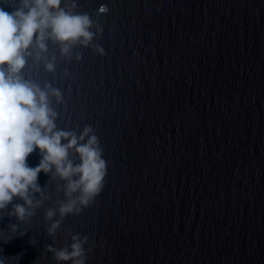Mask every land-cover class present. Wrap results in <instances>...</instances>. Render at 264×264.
I'll return each instance as SVG.
<instances>
[{
	"label": "water",
	"instance_id": "obj_1",
	"mask_svg": "<svg viewBox=\"0 0 264 264\" xmlns=\"http://www.w3.org/2000/svg\"><path fill=\"white\" fill-rule=\"evenodd\" d=\"M75 4L102 33L70 56L52 40L39 60L30 49L20 75L60 91L62 102L49 96L57 130L93 128L106 182L52 238L45 212L63 182L40 173L34 215L0 212V259L56 264L46 246L70 243L71 228L89 236L86 264H264V0Z\"/></svg>",
	"mask_w": 264,
	"mask_h": 264
},
{
	"label": "clouds",
	"instance_id": "obj_2",
	"mask_svg": "<svg viewBox=\"0 0 264 264\" xmlns=\"http://www.w3.org/2000/svg\"><path fill=\"white\" fill-rule=\"evenodd\" d=\"M11 6V12L0 8V212L12 205L8 214L26 221L34 215L29 209L42 204H34L30 196V192L42 191L39 174L58 177L65 199L45 212V219L51 221L47 234L55 238L67 216L79 215L101 194L108 175L107 161L92 127L86 126L79 135L56 129L57 113L49 106V96L62 102L60 91L50 86L45 91L20 73L26 57L33 55L30 49H36L39 60L47 51L46 42L52 40L60 44L61 55L70 56L74 45L87 47L103 29L95 25L96 33L90 30L94 22L89 15L71 10L76 7L75 0H11ZM99 11L107 12V8L101 6ZM95 47L103 54L101 47ZM46 68L51 71L54 64L47 63ZM37 150L40 162L30 167L27 159ZM70 154L77 156L78 162L70 159ZM15 198L23 204H13ZM68 234L70 243L61 248L47 245V251L56 264H86L92 250L86 247L89 236L73 233L71 228ZM5 259H0V264H5Z\"/></svg>",
	"mask_w": 264,
	"mask_h": 264
}]
</instances>
